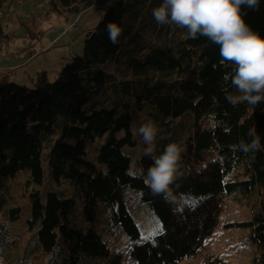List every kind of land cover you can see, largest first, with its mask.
Here are the masks:
<instances>
[{"label": "trees", "instance_id": "1", "mask_svg": "<svg viewBox=\"0 0 264 264\" xmlns=\"http://www.w3.org/2000/svg\"><path fill=\"white\" fill-rule=\"evenodd\" d=\"M3 1L0 52L15 38L4 28L12 0L5 6ZM160 3L113 0L86 33L82 55L67 60L55 81L41 74L33 88L13 81L0 85V201L5 200L7 178L27 171V182L41 185L45 166L52 182L68 184L74 194L64 197L50 189L43 201L37 189L29 193L30 226L38 225L37 243L44 252L60 243L58 264H79L82 255L98 257L100 264H121L124 253L110 248L95 225L101 216L110 231L127 235L128 252L137 264H177L201 251L218 223L225 196L235 190L258 196L257 208L243 225L250 231L248 243L264 262V151H245L250 130L264 145V103H229L226 92L240 95L229 78L234 66L221 64L219 46L205 37L192 39L185 29L158 24L152 11ZM92 4L49 0L19 18L25 21L22 34L39 36L33 18L78 14ZM242 12L264 37V0L258 11ZM111 22L122 28L115 44L106 31ZM136 118L138 129L146 119L158 127L156 155L168 143L182 148L180 175L167 192L155 193L144 182L153 160L143 150L137 152V142H143L133 132ZM133 158L140 168L134 174ZM238 164L245 177L225 180ZM128 187L140 193L141 203L160 221V230L149 240L140 236ZM181 192H190L196 201L181 200ZM77 199L83 229L69 227ZM19 212L12 207L8 216L15 219Z\"/></svg>", "mask_w": 264, "mask_h": 264}, {"label": "rangeland", "instance_id": "2", "mask_svg": "<svg viewBox=\"0 0 264 264\" xmlns=\"http://www.w3.org/2000/svg\"><path fill=\"white\" fill-rule=\"evenodd\" d=\"M47 1L49 0L11 1L4 28L11 32L10 34L13 33L15 38L10 43H5L0 52V85L13 81L33 88L41 74H44L49 82L55 81L67 60L74 55H82L86 33L96 27L112 0H93L89 8L78 14H50L45 20L44 15L37 17L38 20L33 18V25L39 23L38 29L36 28L39 36L28 39L30 36L25 37L22 34L25 28L22 23L25 21H20L19 18L30 15L33 9L43 6ZM2 4L7 5L8 0H4ZM29 47H32L33 51H29ZM29 52L31 55H28ZM115 78H118L116 74ZM138 114V118L141 119L144 112L140 111ZM138 118L133 122L136 139L140 137L138 134L140 119ZM136 148L137 152H141L145 145L138 141ZM139 171L140 168L133 158L130 173ZM244 177V167L238 164L226 179L237 180ZM28 179L29 173L21 171L7 178L5 182L6 187L3 192L5 200L0 201V264H58L60 243L51 252H44L37 243L38 225L30 226L29 221L32 215L29 193L37 189L43 201L46 192L50 189L62 192L64 197H74V194L70 191L68 184L62 183L58 186L57 183L52 182L46 166L44 181L41 185L29 184ZM67 185L69 191L66 190ZM126 194L128 202L135 208L133 215L141 238L151 231L157 233L161 228L160 221L146 204L141 203L140 193L128 187ZM180 194L183 201L189 203L196 201L191 197L190 192ZM257 206L258 196L254 192L243 193L235 190L227 194L218 223L204 241L201 251L194 256L183 258L177 264H223V262L225 264H264L259 261V254L254 247L248 243L250 231L243 225L251 219L252 211ZM12 207L20 208L15 219L8 216L9 209ZM100 218L101 222L99 223L100 220H98L95 225L101 236L108 241L110 248H116L124 253L121 264H137L128 252L127 235L121 230L110 231L106 219L102 216ZM85 226L77 199V210L69 217V227L83 229ZM100 261L98 257L82 255L79 264H100Z\"/></svg>", "mask_w": 264, "mask_h": 264}, {"label": "clouds", "instance_id": "3", "mask_svg": "<svg viewBox=\"0 0 264 264\" xmlns=\"http://www.w3.org/2000/svg\"><path fill=\"white\" fill-rule=\"evenodd\" d=\"M260 0H161L152 11L153 18L161 25H174L185 29L192 39L203 36L219 46L220 63L234 66L230 75L231 85L240 95L226 92V99L235 106L247 102L255 107L264 103V37L245 21L242 8L258 11ZM108 39L115 44L122 28L115 22L106 25ZM159 129L146 119L138 129L145 145L143 156L153 164L143 174L144 182L155 193H164L180 175L182 148L168 143L162 154L156 155V138ZM250 143L245 151H264L260 136L252 130Z\"/></svg>", "mask_w": 264, "mask_h": 264}, {"label": "snow or ice", "instance_id": "4", "mask_svg": "<svg viewBox=\"0 0 264 264\" xmlns=\"http://www.w3.org/2000/svg\"><path fill=\"white\" fill-rule=\"evenodd\" d=\"M156 234L157 233L155 231H151V232H149V234L147 236H144L143 239L149 240V239H151L152 236H154Z\"/></svg>", "mask_w": 264, "mask_h": 264}, {"label": "bare ground", "instance_id": "5", "mask_svg": "<svg viewBox=\"0 0 264 264\" xmlns=\"http://www.w3.org/2000/svg\"><path fill=\"white\" fill-rule=\"evenodd\" d=\"M227 176H228L227 174L224 176L225 180H229V179H226V178H227ZM237 180H240V179H237ZM224 199H225V198H224Z\"/></svg>", "mask_w": 264, "mask_h": 264}, {"label": "crops", "instance_id": "6", "mask_svg": "<svg viewBox=\"0 0 264 264\" xmlns=\"http://www.w3.org/2000/svg\"><path fill=\"white\" fill-rule=\"evenodd\" d=\"M112 1H113V0H112ZM112 1H111V2H112Z\"/></svg>", "mask_w": 264, "mask_h": 264}]
</instances>
